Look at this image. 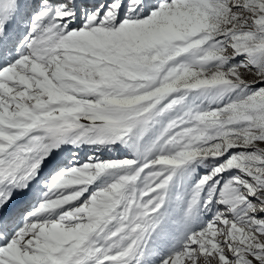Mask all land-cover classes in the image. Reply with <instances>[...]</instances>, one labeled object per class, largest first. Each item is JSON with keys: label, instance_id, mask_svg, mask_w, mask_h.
Masks as SVG:
<instances>
[{"label": "snow or ice", "instance_id": "obj_1", "mask_svg": "<svg viewBox=\"0 0 264 264\" xmlns=\"http://www.w3.org/2000/svg\"><path fill=\"white\" fill-rule=\"evenodd\" d=\"M0 264H264V0H0Z\"/></svg>", "mask_w": 264, "mask_h": 264}]
</instances>
